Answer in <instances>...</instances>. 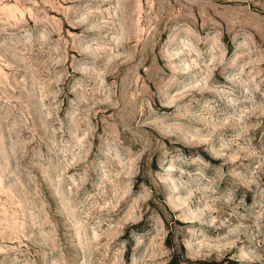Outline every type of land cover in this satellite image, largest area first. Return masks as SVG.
I'll list each match as a JSON object with an SVG mask.
<instances>
[{
  "label": "rangeland",
  "instance_id": "rangeland-1",
  "mask_svg": "<svg viewBox=\"0 0 264 264\" xmlns=\"http://www.w3.org/2000/svg\"><path fill=\"white\" fill-rule=\"evenodd\" d=\"M0 264H264V0H0Z\"/></svg>",
  "mask_w": 264,
  "mask_h": 264
}]
</instances>
